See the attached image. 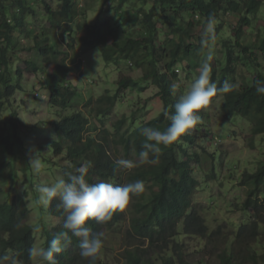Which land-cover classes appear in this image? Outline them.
<instances>
[{
    "label": "trees",
    "instance_id": "16d2710c",
    "mask_svg": "<svg viewBox=\"0 0 264 264\" xmlns=\"http://www.w3.org/2000/svg\"><path fill=\"white\" fill-rule=\"evenodd\" d=\"M56 1L59 5L55 7L49 0H0V111L7 109L16 91L23 87L21 82L25 71L18 67V62L25 63L26 70L43 74L41 80L44 88L50 92L52 106L62 109L70 106L78 95V87L71 81V66L75 64L76 71L80 72L83 66L76 43L88 38L95 46L104 48V59L108 63L119 64L123 58L132 59L142 69L143 80H151L160 87L158 94L164 104L163 110L167 108L171 113L179 96L184 93L182 86L175 95L170 90V85L179 78L175 66L179 64L184 67L187 78L197 74L207 52L200 43L202 27L206 18L214 14L217 18L215 43L221 42L220 50L226 57L223 61L219 56L215 59V53L211 79L218 87L225 80L238 87L232 93L218 94L212 101L221 99L219 110L224 117H241L251 124L250 148H256L259 138L264 144V95L258 94L255 88L257 80L264 81V35L258 32L255 41H244L247 36L245 27L250 26L251 21L262 12L264 0H108L121 18L122 23L118 26H109L110 23L89 24L79 20L86 14V9L80 5L81 0ZM45 19L47 24L43 22ZM225 23L232 26L236 36L234 42L220 35ZM74 24L77 30H74ZM137 24L142 27L137 29ZM109 36L118 39L113 41L111 47L105 46ZM255 48L258 50L255 51ZM250 66H253L255 73L249 72ZM128 88L143 91L146 87L137 79L123 77L116 93L107 92L96 99L90 98L86 105H92L96 116L106 115L119 101L121 90ZM163 110L158 116L135 127L134 120L123 116L114 123V131L103 128L100 135L93 139L87 138L86 133L98 128L90 127V118L83 110L74 111L54 122L57 138L51 143V150L56 157L61 156L59 159L64 174L91 162L93 167L87 177L89 183L110 181L123 185L136 180L144 182V192L133 197L132 206L128 205L125 209L131 213L129 219L134 233L144 238H138L124 249L121 253L124 259L122 264H156L157 250L169 246L171 240H176L179 235H199L214 242L219 234L217 230L209 233L207 219L194 204L199 182L191 173L193 167L190 160L200 163L202 158L199 153L190 154L179 139L170 146H161L157 163L139 162L144 137L138 130L145 125L165 129L170 121L163 115ZM19 123L18 113L13 110L7 120L8 126L3 128L2 122L0 132V146L8 157L0 160V194H10L6 201L0 200V256H15L21 264H34L28 249L35 246V231L26 222L31 210L28 200L15 188L20 172L23 171L25 176L28 174V168L22 166L19 158L30 150L19 134ZM198 131H202L201 124L183 136L185 143L194 144ZM204 153L214 159L216 157L206 149ZM121 158L137 162V167L117 168L115 161ZM259 166L257 172H245L240 182L241 186L247 188L242 209L255 218L250 224L253 225L247 228L251 236L258 234L257 223L260 221L256 217L260 218L264 212L263 200L258 198L264 195V160L259 162ZM211 173L216 175L214 166ZM24 184L26 193L33 189L34 199L37 200L39 194L30 187L29 178L25 177ZM7 186L9 189L4 191L3 187ZM57 202L53 200L45 208L46 211L51 210L61 222L60 226H53L50 231L44 230L46 247L53 234L62 230L64 222L63 211L57 209ZM125 210L115 212L107 223L90 221L89 226L93 232L102 234L101 230L126 219ZM182 225L183 233L180 232ZM147 239L151 244L158 243L159 247L154 250L151 245L145 248ZM160 241L166 244L162 245ZM68 245L70 248L66 247L54 257L56 264H88L79 255V241L75 237ZM179 246L175 244V252ZM160 254L164 264H190L183 253L177 257ZM213 263L228 264V259L221 257L220 262ZM97 264L104 263L99 258Z\"/></svg>",
    "mask_w": 264,
    "mask_h": 264
},
{
    "label": "rangeland",
    "instance_id": "374dc122",
    "mask_svg": "<svg viewBox=\"0 0 264 264\" xmlns=\"http://www.w3.org/2000/svg\"><path fill=\"white\" fill-rule=\"evenodd\" d=\"M49 1L55 7L59 5L56 0ZM81 3L82 5L84 4L82 9H86L85 16L79 19L81 21L97 25L110 23L109 26H118L122 23L119 14L116 15L117 11L112 8L113 5L108 0H82ZM88 5H90L92 10H88ZM131 11L134 10L132 9ZM261 11L259 16L251 21L250 26L245 27L247 31V36L244 37L245 43L255 41L258 38V32L264 35V6ZM43 22L45 24L48 23L46 19ZM136 26L137 29L138 27H142L141 24H137ZM126 29L129 31L128 28ZM74 30H77L76 24H74ZM77 33L79 34V31ZM220 35L223 39H231L233 42L236 40L232 26L227 23L222 26ZM114 40L118 39L115 36H109L105 40V46L111 47ZM221 48L220 41L215 43L214 52L217 53L215 59L219 56L223 61L226 55L221 52ZM76 49L82 57L83 68L82 72L75 70L71 76L72 82L79 84L77 98L73 100L75 107L73 109H83L90 116L93 125L108 127L113 130L114 123L124 114L130 120L136 118L135 125H138L158 115L163 110L164 105L158 99L157 93L159 89L156 86L150 85L144 92L137 91L135 88L123 89L120 94V103L115 106L111 114L98 120L91 106H86L89 98L93 97L95 99L107 92H110V94L116 93L119 89V82L123 77L139 78L142 75V71L135 64L125 59L121 60L119 64L105 62L103 58L104 48L96 47L91 39L84 38L77 41ZM257 50L255 48V51ZM17 65L25 71L21 82L23 87L21 90L16 91L14 97L7 104L9 108L7 107L6 110L0 111V132L4 127L8 126L7 120L11 116V111L17 110L20 119L19 134L25 139L26 146L30 149L36 148L42 151L40 159L44 167L39 174H35L28 165L30 152L19 158L23 162L22 166L28 168V174L25 176V173L21 171L19 174L20 179L15 186L20 190V194L26 196L24 191L25 177L29 178L30 187L36 191L38 185L51 184L57 177L63 176V172L60 157H56L51 150V142L56 135L51 122L57 118L58 110L49 103L50 92L43 87L41 81L43 74L41 72L35 73L32 70H26L25 63L18 62ZM72 67H75V64ZM249 72L255 73L253 66L249 67ZM186 73L182 69L179 72V83L183 85L185 90L198 72L188 79L186 78ZM248 76L246 79H248ZM220 103L221 99L216 98L205 109L201 110L202 122L200 124L202 125V131H198L195 143L187 147L190 154L199 153L202 158L201 161H203L201 164L196 163L194 167L195 175L203 185L196 190L194 203L199 207L201 215L207 219V223L211 229H216L218 225H225L226 230L229 231L231 228L239 225L245 218L244 213L235 206L237 202H242L245 196L244 188L239 187L238 184L243 171L245 173L247 170H257L258 161L264 157V144H262L259 138L256 141V148H250L249 136L251 135V124L241 117H224L219 110ZM71 112L73 110L69 107L67 113ZM2 122L4 125L1 129ZM94 135L96 136L97 133H94ZM204 149L213 152L216 155L215 159L204 153ZM6 158H8L7 154L3 153V148L0 146V160ZM54 160L57 162L55 163ZM212 166L215 167V176H211ZM8 189L9 186L3 187L4 191ZM9 197V193L0 194L1 201H6ZM27 197L29 206L32 208L29 222L35 223L40 221L38 212H47V215L50 216L43 206L36 203L37 200L33 196L31 197L28 194ZM130 217L131 213L127 210L126 220L103 232L104 247L100 257L103 259L104 264H122L123 258L121 253L130 244V242H127L130 231ZM36 235V246H44L45 237H43V234L38 232ZM179 239L183 244L186 258L191 263H210L213 250L210 249L211 246L209 245L208 249L206 248V238L202 239L198 236L183 235ZM131 240H136V238H131ZM254 248L257 250L258 255L264 254V241L262 243H254ZM162 254L168 255V252L164 251ZM160 257H162L161 254H157V264H162ZM34 260V264H41V261L38 259L35 258ZM261 264H264V262Z\"/></svg>",
    "mask_w": 264,
    "mask_h": 264
},
{
    "label": "clouds",
    "instance_id": "9594fccd",
    "mask_svg": "<svg viewBox=\"0 0 264 264\" xmlns=\"http://www.w3.org/2000/svg\"><path fill=\"white\" fill-rule=\"evenodd\" d=\"M80 5L81 7H83L84 4L82 5L81 3ZM216 26H217V18L214 14H210L206 18L203 24L202 32L200 36L201 47L206 48L207 52L204 56V59L200 63L198 74L194 77L193 81L191 82V84L188 86L186 90L184 89L183 85L179 83V79H180L179 72L181 69L184 70V67H181L179 64L175 66L176 68L175 71L179 74V78L177 79L176 82L170 85V90L175 95L178 92L180 86H182V88L184 89V93L179 96L177 102L174 104L173 112L170 113L167 108L163 110V115L167 118V120L170 121L169 125L163 130H160L159 128H156V127L147 126V125L142 126L138 130L140 135L144 137V142L142 144V151L139 152V162L140 163H145V164L157 163L159 161V156L162 151L161 146H164V147L170 146L173 143L177 142L179 139L181 140L180 143L185 144V147L188 150L187 146H191L193 143H187V142L185 143L186 139L183 138V136L186 133H189L191 129L195 128L198 124L202 122V118H201L202 114H200V112H202L201 110L205 109L210 104L213 97H216L218 94L222 95V94L232 93L238 87L237 84L229 82L228 80H225L218 87L217 83L213 82L211 79L212 61L214 60V56H215L214 45L217 39ZM79 34L81 33L79 32ZM78 56L80 57V55ZM103 58H104V52H103ZM123 59L133 63L132 59H127V58H123ZM139 69L142 71L141 68ZM75 70H76V65L75 67H72V71L70 73L71 76L74 74ZM143 76H144V73L142 71L141 77L139 78L132 77V78L141 81V83L145 85L146 88L143 90V92L147 90L150 85H154L159 89L158 91L159 93L160 87L153 84L151 80H143ZM186 76H187V73H186ZM75 85H77L79 89V84L77 83ZM255 88L258 94L264 95V81L257 80L255 82ZM135 89L137 90V88ZM158 93H157L158 99L161 100ZM49 99H50V95H49ZM49 103H50V100H49ZM118 103H120V97H119V101L117 102V104ZM86 106L87 107L91 106V109H92V105H86ZM115 106L106 115L97 116L98 120L111 114ZM69 107H71L73 112L83 110V109H73L75 108L73 105V101L71 105L65 109H62L60 107H55L56 110L58 111H57V118L53 119V121L51 122L53 127H54V122L59 121L61 117L72 113V112L67 113V109ZM93 113L95 114V112ZM123 116L128 117L125 114ZM55 117H56V114H55ZM88 117L90 118L89 115ZM90 121H91L90 127L91 128L97 127L98 130L89 131L88 133H86V137L89 139L98 137L100 135V131L103 128H107L110 131L115 130V129L112 130L108 127H101V126L99 127V126L93 125L91 118H90ZM135 122H136V118H134L133 127L137 126L135 125ZM140 124H144V123L141 122ZM94 133H97V135L95 136ZM55 134L56 135L54 139L57 138L56 131H55ZM28 152H30L28 165L32 168L35 174H39L44 167L40 159V153H42V151H40L39 149L33 148V149H30ZM58 157H61V156H58ZM262 160H264V157L258 161L257 170L255 171L247 170V171L249 173L257 172L258 169L260 168L259 162ZM202 162L203 161H200V163H197V164H201ZM190 163H191V166L193 167V171H191V173L194 176V178L199 182V185H198L199 187L196 189L198 190L203 185L201 184V181L195 175L194 167H195L196 162L190 160ZM115 165L117 168H121V169H133L137 167V162H134L133 160L121 158L115 161ZM92 167L93 165L91 162H86L83 166L75 168L74 171H68L65 174L62 169L63 176L57 177L55 181L52 182L51 184H44V185L37 186L36 191L39 193V196H38L36 203L38 205L43 206L44 208H47L52 203L53 200H57L58 202L56 204V207L58 210H62L64 214V222H63L62 230L53 234V238L48 242L47 247H46V244H44V246H36V243H37L36 234H38V232H41L43 234V237H45V242H46V233L44 232V230L47 229L48 231H50L52 230L53 226H56V225L60 226L61 222L58 218L53 216V214L51 213V210L48 211L50 216L47 215V213L42 214L41 212H38L40 221L35 222V223L29 222L31 219L32 208L29 206V202L27 201L28 207L31 211H30L29 218L27 219L26 222L32 225L35 231L34 233L35 246L28 249L29 257L33 258V260L36 258L39 261L43 262V264H56V260L54 257L62 253L66 247L70 248L68 244L71 243L72 237H75L79 241L80 257L86 260L88 264H97L98 259L99 258L101 259L100 255L104 247V241L102 239L103 232L107 229H110L111 227L105 228L103 231L101 230L102 234H100L98 232H93L92 228L89 226V222L95 221L97 224H104V223L111 221L115 212L117 211L123 212L128 205L132 206V203H133V201L131 202L132 198L140 195L145 190V185L142 180H136L134 182H129L123 185L115 184L110 181L89 183L87 177H88L89 170ZM211 176H214V175L211 174ZM243 176H244V171H243V174L239 181L238 186L244 188L245 196L242 202H237L235 206L238 207L240 211L244 213V216H245L244 220L239 225L231 228L229 231L226 230L225 225L223 226L218 225L216 229H211L209 226L210 234L214 232L215 230L219 232L214 242L208 237L193 235V236H198L202 239L206 238L207 239L206 248L208 249V245H209L211 246L210 249L213 250L210 263L206 262V264H215L213 263L214 261L220 262L221 257L228 259V264H261L262 262H264V254L258 255L257 250L254 248V243L256 242L262 243L264 241V221L262 220V217L264 218V212L261 214L260 218L256 217L257 220L260 221L259 223H257V226H258L257 233L258 234L256 236H251L247 228L253 225V224L252 225L250 224L255 218H253V216L250 214L249 211L242 209V205L247 198V188L240 185V182L242 181ZM15 188L17 189V186ZM18 191L20 192V190ZM24 191H25L26 196L24 194H20V193L19 194L22 196H25L27 200H28V197H27L28 194H30L31 197L33 196L35 198V194H33L32 192L33 189H29L28 193H26L27 187L25 186ZM263 194H264V191H263ZM258 198L263 200V205H264V195L263 197L258 196ZM197 208L198 210H200L198 206ZM34 210L36 209L34 208ZM126 212L127 211L125 210V213ZM124 220L122 221L120 220L118 223H116V225L123 222ZM129 224H130V231L128 234L127 242H130L129 245H131V243L138 241L137 240L138 238H144V237L136 236V234L134 233L133 227L131 225L130 219H129ZM180 229L183 230V225L180 227ZM181 230L180 232L183 233V231ZM184 235L188 236L190 234H184ZM181 236L183 235L177 236L176 240L178 242L173 238L169 246H163L159 248L157 250L158 252L157 254L167 251L168 255H173L177 257L179 253H183L184 258L187 259L184 248H183V244L181 243L179 239ZM134 237L136 238V240L132 241L131 238H134ZM160 243L162 245L166 244L163 241H160ZM176 243L180 246H179L178 251L176 250L175 252L174 246ZM150 245L152 246L153 250L159 247L158 243L151 244L149 242V239H147L145 248H147ZM101 261L103 262V259H101ZM187 261L190 264H194V263H191L188 259ZM5 262H9V264H21V262H19L15 258V256H10V255L0 256V264H5ZM161 262L162 264H164L162 258H161ZM156 264H157V260H156Z\"/></svg>",
    "mask_w": 264,
    "mask_h": 264
}]
</instances>
